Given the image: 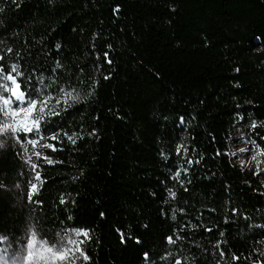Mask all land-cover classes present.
Instances as JSON below:
<instances>
[{
    "label": "trees",
    "instance_id": "trees-1",
    "mask_svg": "<svg viewBox=\"0 0 264 264\" xmlns=\"http://www.w3.org/2000/svg\"><path fill=\"white\" fill-rule=\"evenodd\" d=\"M0 57L55 101L31 201L0 147L12 252L84 230L78 264H264V179L230 152L236 124L264 149V0H0Z\"/></svg>",
    "mask_w": 264,
    "mask_h": 264
},
{
    "label": "snow or ice",
    "instance_id": "snow-or-ice-1",
    "mask_svg": "<svg viewBox=\"0 0 264 264\" xmlns=\"http://www.w3.org/2000/svg\"><path fill=\"white\" fill-rule=\"evenodd\" d=\"M11 51V50H9ZM2 59V57H0ZM13 73L15 75H13ZM17 65L13 64L11 66L10 72L7 74L4 73V69L0 66V114L4 117H7L9 122L4 123L0 121V134L3 133H11L12 137L20 142L19 133L29 134L32 132H39L40 129V121L43 119V115L48 106L49 101L52 99L51 97H47L45 99H34L27 95L26 91L22 90V85L18 81L17 77L21 76ZM10 82V84L4 83ZM63 91V89L61 90ZM8 93L10 95H5ZM65 96L68 98H72V94L70 92L65 93ZM17 102V107H13V103ZM67 103V100L64 101ZM57 103H60L58 100ZM58 114V113H49ZM55 139V137H52ZM71 140L72 138L69 137ZM75 143V141H73ZM39 144V140L37 139H27L26 145H31L35 148ZM25 144H22L23 151L25 154L28 152V148ZM3 145L0 144V147ZM45 148H52L53 146L50 144L40 145ZM33 155L40 157L39 152L33 153ZM264 155V153H261ZM47 160V157H44ZM255 159V157H253ZM32 157L28 156L27 161L31 164L33 170L36 169L37 165L31 163ZM48 163H52L51 160H47ZM180 174L177 173V176ZM35 180H40L39 172L35 175ZM38 188L36 183L31 184V189L28 195V199L31 201L32 197L37 193ZM175 195L174 193L172 194ZM63 203V200L61 201ZM74 236L87 237L88 233L86 231L74 230ZM123 238V237H122ZM169 242L172 243V238H168ZM83 244L82 240H76L69 238L65 241L64 237H59L58 242L50 243L46 238L38 237V234L35 230L31 231L30 237L26 244L27 256L26 260L28 264H56L57 261L68 262V264H74V260L72 257L76 256V253L80 254L84 260H87V255L84 254L80 245ZM69 245H74L75 247H70ZM79 258V257H77ZM179 264V262H177Z\"/></svg>",
    "mask_w": 264,
    "mask_h": 264
},
{
    "label": "rangeland",
    "instance_id": "rangeland-1",
    "mask_svg": "<svg viewBox=\"0 0 264 264\" xmlns=\"http://www.w3.org/2000/svg\"><path fill=\"white\" fill-rule=\"evenodd\" d=\"M54 100H50L48 103V106L45 110V113L51 111ZM17 102L14 101L13 107H17ZM42 114L43 116L45 115ZM0 121H3L4 123H8L9 120L7 117H4L2 114H0ZM41 124V121H40ZM30 134V133H29ZM32 136L25 134V133H19L20 136V142H17L13 137L11 133H3L0 134V144L2 145H12L17 149V151L20 153V156L24 160V163L28 166V168H32L31 164L26 162L28 156L32 157L31 163L37 164L40 159L48 156L49 150H55L56 149V143L54 142L55 139L48 138L39 132H32ZM23 135H26V139H23ZM231 156L232 161L234 164L244 167V168H253L256 169L258 172V175L264 179V155H261V153H264V149L259 148L257 145L253 144L248 140L245 134V130L242 129L240 124H236L235 129L232 130L231 133ZM27 139H37L39 140V144L35 148H33L31 145H26ZM22 144H25L28 148L27 154L24 153ZM50 144L53 147L52 148H45L41 147L40 145ZM39 152L40 157H37L33 155V153ZM255 157V159H253ZM84 231V230H80ZM31 231L28 233L27 241L30 237ZM84 236L75 237L74 236V230L69 232L64 236L65 241H67L69 238L76 239V240H83ZM27 244V243H26ZM70 247H75L74 245H69ZM82 248V244L80 245ZM83 250V248H82ZM84 252V250H83ZM85 254V253H84ZM27 251H26V245L21 247L18 252H12L9 247L7 246V242L4 238H0V264H28L26 260ZM79 257V258H77ZM74 260V264H78L81 261H83V258L80 257L79 253H76L75 257H72ZM34 264V262H33ZM56 264H68V262H62L57 261Z\"/></svg>",
    "mask_w": 264,
    "mask_h": 264
},
{
    "label": "built area",
    "instance_id": "built-area-1",
    "mask_svg": "<svg viewBox=\"0 0 264 264\" xmlns=\"http://www.w3.org/2000/svg\"><path fill=\"white\" fill-rule=\"evenodd\" d=\"M19 155H20V153H19ZM20 158L22 159V157L20 156ZM22 161H23V163H24V160L22 159ZM25 164V163H24ZM25 166L28 168V166L25 164ZM30 170H32V171H34L35 173H37V172H39V174H40V171L38 170V168L36 167V169L35 170H33L32 168H29ZM32 183H36V185H37V188L39 189V187H40V185L43 183V180L40 178V180L39 181H34V182H32ZM32 183H30V185H29V190L31 189V184Z\"/></svg>",
    "mask_w": 264,
    "mask_h": 264
}]
</instances>
